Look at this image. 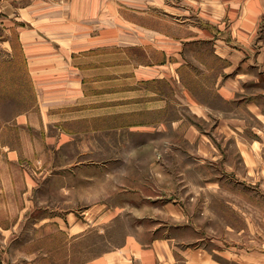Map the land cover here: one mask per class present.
<instances>
[{"label": "crops", "instance_id": "1", "mask_svg": "<svg viewBox=\"0 0 264 264\" xmlns=\"http://www.w3.org/2000/svg\"><path fill=\"white\" fill-rule=\"evenodd\" d=\"M221 1L231 7L229 18H207L198 24V18H188L187 14L175 18L174 14L185 10H175L168 4L164 6V17L140 12L136 15L149 18L135 16L130 21L125 15L115 18L111 8L114 4L117 7V0H0V88L15 85L12 73L17 69L21 79L25 76L26 84L32 83L37 99L36 109L11 116L5 123L6 137L0 146V250L14 229V216H22L24 210L29 213L38 206L33 212L38 216L73 214L72 202H67L65 208L52 206L44 210L41 201L43 189L48 184L50 188L58 179L46 176L50 151L73 145L77 135L64 129L70 121L105 120L106 127L101 131L105 134L109 119H117L121 129L131 113L139 120L142 116L149 117L148 126L153 133L159 128H174L185 136L187 146L195 145L204 157L215 158L226 169H234L239 162L245 169L242 176L232 173L237 180L214 183L228 182L232 193L240 190L254 195L256 185L264 191V170L262 175L256 173L257 164L264 166V93L250 91L255 86L252 83L261 84L264 78L261 75L257 82L249 78L250 70L257 63L252 57V44L264 16V0ZM241 7L244 12L239 10ZM117 12H120L119 5ZM186 13L189 12L186 10ZM112 22H119L124 29L114 31ZM158 22L162 27H156ZM17 55H21L19 65ZM175 93L192 117L209 124L210 129L202 128L183 114L176 119L171 117ZM130 126L139 128L146 124L140 121ZM249 134L253 135L251 144ZM217 135L221 136L219 143L227 138L230 148H227L229 144H219ZM87 154L81 153L83 158ZM180 163H184L179 171L182 172L191 160L186 158ZM74 165L76 161L68 164ZM81 165L88 172L78 175L70 172L60 177L65 180L70 177V184L61 183L60 192L65 197L77 196V184L87 193L91 192L88 189L93 182L91 162ZM199 179L196 184H201L200 191H203L206 178ZM35 185H38V202L33 196ZM221 185L216 184V188L222 190ZM197 194L200 196V192ZM164 197L163 193L147 196L153 202L151 205L143 200L141 207L146 210L143 212L152 206L153 209L161 206ZM230 204H227L229 211L237 214L238 206ZM164 207L171 217L184 219L186 209L177 198L166 202ZM94 208L93 203L83 214L93 215ZM100 209L102 214L111 213L103 204ZM121 212L118 208L113 213ZM66 226L60 229L70 238L86 229L77 222ZM174 241V238L158 236L143 241L131 235L127 246L97 258L91 251L83 262L221 264L200 244L177 247ZM72 261L78 262L75 258Z\"/></svg>", "mask_w": 264, "mask_h": 264}, {"label": "rangeland", "instance_id": "2", "mask_svg": "<svg viewBox=\"0 0 264 264\" xmlns=\"http://www.w3.org/2000/svg\"><path fill=\"white\" fill-rule=\"evenodd\" d=\"M167 4L173 6L175 10H185L180 14H174L175 18L187 14L188 18H198L196 19L198 24L202 20L207 21V18H229L231 13V7L221 0H164V2L117 0V7L114 4L111 10L116 13L115 18L120 14L133 21L136 17L149 18L136 15L140 12H148L156 18L164 17L166 11L164 6ZM118 5L120 12H117ZM186 10L189 13H186ZM239 10L244 12V7ZM261 18L252 44V57L257 59V63L249 75V78L256 82L261 75L264 78V16ZM128 24L133 27L131 23ZM155 25L162 27L163 24L158 22ZM110 26L117 31L123 25L112 22ZM111 57L117 58L116 55ZM17 62H22L21 55L16 56ZM19 71L15 69L12 73L15 83L13 87L0 88V99H4L0 101V146L6 137L5 123L11 116L15 117L21 112L32 111L37 107L36 89L32 83L26 84L25 76L21 79ZM251 85H255L250 89L252 93H264V82ZM161 89L164 92L165 87ZM171 112L169 114L171 113V117L175 119L183 114L189 116L193 123L210 129L209 124L206 125L204 121L192 117L182 101L176 97V93L174 109ZM129 115L121 129H118L117 119H109L105 134L101 133L106 127L105 120L95 119L93 122L83 120L78 123L70 121L65 124L64 129L77 132V135L74 136L73 145L50 151L46 176L47 178L57 176L58 179L50 184V188L48 184L43 189L41 207L44 210L52 206L65 208L67 202H72L73 214L38 216L33 214L38 210L36 206L30 209L29 213L28 210H24L22 216H14L12 223L14 229L8 238L9 241L5 242L0 250V264H84L83 261L86 257L89 258L91 251L94 258L117 251L127 246L131 235L143 241H149L155 236L174 238L177 247L184 244L190 246L200 244L221 264H264V191L262 192L256 185L254 195L239 192L240 190L232 193L228 182L222 185L219 182L214 183L218 180L230 181L232 178L237 180L232 173L242 176L245 169H242L240 162L234 169L228 167L226 169L216 162L215 158L204 157L198 153L195 145L187 146L185 136L179 130L159 128V131L153 133L148 126L149 117L142 116L139 120L134 118L133 113ZM140 121L146 126L139 128L130 126V123ZM216 137L219 143L221 136ZM252 137L253 135L249 134V144ZM85 143L88 146L85 147L83 145ZM219 144L227 145L229 140L223 138ZM227 148H230V144ZM83 152H88L84 158L81 155ZM186 158L191 160V163L179 172L184 165L180 161ZM88 160L91 162L89 169L93 179L88 188L92 189L91 192L87 193L80 188L81 184H77L79 187L77 196L65 197V193L60 192L61 183L70 184V177L66 180L60 177L70 172L78 175L86 171L81 164L89 162ZM72 161H76L77 165L69 167L68 164ZM263 170L264 166L257 164L256 173L262 175ZM181 174L183 176H180ZM203 178H206L204 184L206 189L200 191L201 184H196V181ZM216 184H220L222 190L217 189ZM38 185H35V195L33 194L36 202ZM187 185L189 187L186 188ZM197 192H200V196ZM162 193L165 196L164 203L143 212L146 211L145 207H141L143 200L151 204L152 199L147 196L155 197ZM173 198H177L183 209H186L185 220L171 217L168 214L169 210L164 207L166 202L171 203ZM93 203L95 205L93 215L92 213L84 215L85 209ZM230 203L238 206L237 214L229 211L230 207L227 204ZM102 204L108 207L110 214H102L100 209ZM118 208L122 212L113 213ZM155 211L158 214H155ZM42 217L46 220H39ZM56 220L61 223H57ZM188 221L190 223H187ZM70 222H77L82 227H86V223L89 225L85 231H79L76 237L70 238L69 234L60 229L68 228L66 225ZM74 258L77 263L72 261Z\"/></svg>", "mask_w": 264, "mask_h": 264}]
</instances>
